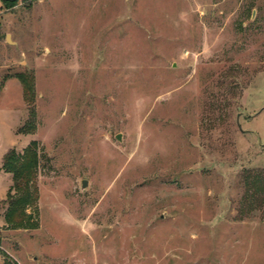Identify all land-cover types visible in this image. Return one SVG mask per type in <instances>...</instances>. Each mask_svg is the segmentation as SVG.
<instances>
[{
	"label": "rangeland",
	"instance_id": "1",
	"mask_svg": "<svg viewBox=\"0 0 264 264\" xmlns=\"http://www.w3.org/2000/svg\"><path fill=\"white\" fill-rule=\"evenodd\" d=\"M0 233V264H264V0H0Z\"/></svg>",
	"mask_w": 264,
	"mask_h": 264
},
{
	"label": "trees",
	"instance_id": "2",
	"mask_svg": "<svg viewBox=\"0 0 264 264\" xmlns=\"http://www.w3.org/2000/svg\"><path fill=\"white\" fill-rule=\"evenodd\" d=\"M38 162L39 154L35 141L27 144L21 154L10 148L2 157L1 166L6 172L12 174L13 185L11 189L15 192L11 194V189H9L6 194V200H3L7 204L4 211L5 219L10 224H22L27 204H33L37 199L36 186L33 180L36 175ZM4 262L5 264H15L7 262V260H4Z\"/></svg>",
	"mask_w": 264,
	"mask_h": 264
},
{
	"label": "water",
	"instance_id": "3",
	"mask_svg": "<svg viewBox=\"0 0 264 264\" xmlns=\"http://www.w3.org/2000/svg\"><path fill=\"white\" fill-rule=\"evenodd\" d=\"M6 1V0H4ZM9 1H17V0H9ZM6 38L8 39V41H11V39L8 37V35L6 36ZM120 138V135H117V139ZM87 184V182L85 180L82 181V187H85Z\"/></svg>",
	"mask_w": 264,
	"mask_h": 264
}]
</instances>
